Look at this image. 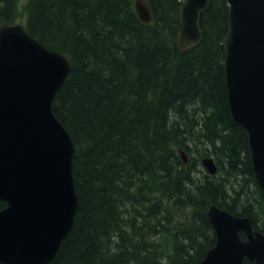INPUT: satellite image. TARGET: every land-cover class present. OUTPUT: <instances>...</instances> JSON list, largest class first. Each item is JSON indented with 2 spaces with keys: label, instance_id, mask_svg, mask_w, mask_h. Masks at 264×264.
I'll return each instance as SVG.
<instances>
[{
  "label": "trees",
  "instance_id": "1",
  "mask_svg": "<svg viewBox=\"0 0 264 264\" xmlns=\"http://www.w3.org/2000/svg\"><path fill=\"white\" fill-rule=\"evenodd\" d=\"M22 1L27 32L72 63L52 111L75 146L79 206L51 264H197L215 244L210 205L264 233L246 134L228 108L225 0H209L202 39L184 51L182 0H143L148 23L132 0H0V24Z\"/></svg>",
  "mask_w": 264,
  "mask_h": 264
},
{
  "label": "water",
  "instance_id": "2",
  "mask_svg": "<svg viewBox=\"0 0 264 264\" xmlns=\"http://www.w3.org/2000/svg\"><path fill=\"white\" fill-rule=\"evenodd\" d=\"M209 0H183L177 44L202 39L199 15ZM224 76L232 121L246 134L254 178L264 197V0H225ZM135 12L149 22L148 7ZM61 52L43 47L20 24L0 25V264H51L78 210L71 137L52 103L71 72ZM183 156V154H182ZM210 175L212 158L201 161ZM215 244L198 264H264V234L250 220L210 205ZM243 234L245 239H241Z\"/></svg>",
  "mask_w": 264,
  "mask_h": 264
},
{
  "label": "rangeland",
  "instance_id": "3",
  "mask_svg": "<svg viewBox=\"0 0 264 264\" xmlns=\"http://www.w3.org/2000/svg\"><path fill=\"white\" fill-rule=\"evenodd\" d=\"M135 1L136 0H132L133 4H134ZM24 3H25V1H22L21 2V7L18 10V18L16 20V22H18L20 24H23L24 23V20H25V12H24V10L22 8V4H24Z\"/></svg>",
  "mask_w": 264,
  "mask_h": 264
},
{
  "label": "clouds",
  "instance_id": "4",
  "mask_svg": "<svg viewBox=\"0 0 264 264\" xmlns=\"http://www.w3.org/2000/svg\"><path fill=\"white\" fill-rule=\"evenodd\" d=\"M161 264H167L166 259H162Z\"/></svg>",
  "mask_w": 264,
  "mask_h": 264
},
{
  "label": "bare ground",
  "instance_id": "5",
  "mask_svg": "<svg viewBox=\"0 0 264 264\" xmlns=\"http://www.w3.org/2000/svg\"><path fill=\"white\" fill-rule=\"evenodd\" d=\"M191 138H193V137H191ZM194 143H195V142H194ZM68 235H69V234H68ZM68 235H67V236H68ZM65 239H66V238H65Z\"/></svg>",
  "mask_w": 264,
  "mask_h": 264
}]
</instances>
